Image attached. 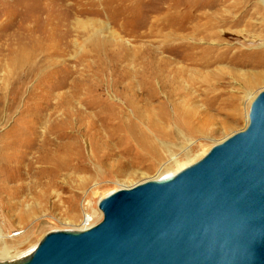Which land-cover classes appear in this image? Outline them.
Here are the masks:
<instances>
[{
    "label": "rangeland",
    "instance_id": "374dc122",
    "mask_svg": "<svg viewBox=\"0 0 264 264\" xmlns=\"http://www.w3.org/2000/svg\"><path fill=\"white\" fill-rule=\"evenodd\" d=\"M238 1L69 0L62 7L59 0H0V229L10 248L5 256L0 248V262L30 255L52 232L91 228L102 221L98 206L109 195L173 176L247 127L264 80L247 86L258 70L239 54L264 51V0ZM50 13L58 25H46ZM187 13L202 32L208 19L229 17L226 27L208 31L216 37L185 39L197 54L219 60L196 68L192 80L176 75L178 63L160 67L162 77L150 81L156 62L186 54L170 53L168 44ZM31 15L35 21L24 25ZM33 39L38 74L28 75L30 64L13 74L11 59ZM137 75L145 83L127 89ZM180 76L181 88H164ZM158 112L164 133L140 114L152 119ZM133 131L150 137L159 157L140 150ZM54 155L70 163L62 175L51 171Z\"/></svg>",
    "mask_w": 264,
    "mask_h": 264
},
{
    "label": "water",
    "instance_id": "95a60500",
    "mask_svg": "<svg viewBox=\"0 0 264 264\" xmlns=\"http://www.w3.org/2000/svg\"><path fill=\"white\" fill-rule=\"evenodd\" d=\"M102 221L0 264H264V91L248 125L177 174L115 192Z\"/></svg>",
    "mask_w": 264,
    "mask_h": 264
},
{
    "label": "bare ground",
    "instance_id": "6f19581e",
    "mask_svg": "<svg viewBox=\"0 0 264 264\" xmlns=\"http://www.w3.org/2000/svg\"><path fill=\"white\" fill-rule=\"evenodd\" d=\"M51 1H54V0H51ZM60 2H61V5H62V7H64L65 6V2H67V1H69V0H59ZM92 2V1H91ZM59 3V2H58ZM77 2H75L73 5H72V7H70V5H69V9H67L66 11H68V13H71L72 12V10L75 8H77V7H79V2L76 4ZM89 3V2H88ZM93 4V3H92ZM95 4H97V3H95ZM235 4H240V0L237 2V3H235ZM90 5V4H89ZM76 6V7H75ZM81 6V5H80ZM65 7H67V6H65ZM158 10V9H157ZM77 11V10H76ZM83 12V11H82ZM33 13V12H32ZM74 13V12H73ZM78 13H80L79 11H78ZM218 14V13H217ZM7 16V15H6ZM12 16V15H11ZM32 17L31 18H28L27 20H25L24 21V25H29V24H31V23H33L34 21H35V18H34V16L33 15H31ZM209 15H207V16H205V15H202L201 16V19H204V20H206L207 19V17H208ZM221 16V15H220ZM212 18V17H211ZM54 17H53V15L50 13L49 15H48V17H47V23H46V25L47 26H51V25H53V24H56L55 22H54ZM58 19V18H57ZM209 20V22L207 21V23H204V31L202 32V31H200V27H198L196 24L194 25L193 23H192V21H191V16H190V14L189 13H187V16H186V19L183 21V23H182V26H181V28L179 29V34H176L175 36H172L173 37V39H171L170 41H169V44L168 45H170V47H169V49H170V51H172V52H170V53H172L173 54V51H175L176 49H181L183 52H185L186 54L184 55V56H181V57H174L173 59H171V58H167V59H165V60H159V63L158 62H156L157 64L155 65V64H153V65H155V72H153V75H151L150 77H149V79H150V81H153L155 78H157V79H159L160 77H162V74H161V72H160V70H159V68L160 67H174V68H177V65L176 64H178V63H181L182 65H181V67H179V71H180V73L179 72H177V76L178 75H184L185 76V81H187L188 79H191V78H193V77H195L196 76V74H198V71L196 70V68H198L199 66H203V67H207V68H211V62H213V63H217V60H219V56H217V55H212L211 54V52H199L198 54H197V48L195 47L196 45H192V43H189V42H187V40H185V39H187V38H191L192 40H197V39H211V38H214V37H216V35L215 34H213V35H211V36H208L207 34H208V31L210 30H214L216 27H218L219 26V24H220V22L221 23H223V25L225 26V25H227V22L229 21V17H223V18H219V19H216V23H211V20L210 19H208ZM212 20H215L214 18H212ZM239 20V19H238ZM69 21V20H68ZM147 21V20H146ZM202 21V20H201ZM61 22V21H60ZM62 22H63V20H62ZM241 22V21H240ZM246 22V21H245ZM235 23H236V25L239 23L238 21H237V19H236V21H235ZM242 23V22H241ZM169 23H168V21L166 20V23H165V26H167ZM200 24V23H199ZM22 25H23V22H22ZM22 25H21V27H22ZM56 25H58V24H56ZM223 25H222V27H223ZM240 25V24H239ZM220 27V26H219ZM226 27V26H225ZM236 27V26H235ZM169 29H171L170 27H168ZM28 29V28H27ZM172 30V29H171ZM35 35V34H34ZM34 37V36H33ZM48 38H49V36H48ZM171 38V37H170ZM30 40V39H29ZM51 40H53L52 38H51ZM48 41V40H47ZM177 41H180L181 42V45H176V46H174V44L177 42ZM21 42H23V41H21ZM30 42H32L31 44V46L29 47H26V46H22V47H18V50H17V52L14 54V56H13V58L11 59V61H10V63H9V67H10V69L12 68V69H14V70H11L12 72H13V74L16 72L15 70H19V69H22L24 66H26L27 67V65H29L30 64V68H29V70L30 71H28V75L29 76H35V75H37L38 74V68H37V66H36V61H35V59L38 57V42H36V40H34L33 39V41H30ZM44 42V41H43ZM52 42H54V40L52 41ZM51 42V43H52ZM27 44V43H26ZM196 44V43H195ZM21 45V44H20ZM18 46V45H17ZM46 46V45H45ZM51 47V45H49V47L48 48H50ZM48 48H46V49H48ZM52 48V47H51ZM226 51V50H225ZM15 52V51H14ZM224 52V51H223ZM41 53V52H40ZM175 53V52H174ZM235 55H238V53H234ZM37 55V57L35 58V56ZM239 56L240 57H242V58H245L246 59V64H247V62L250 64V67L252 68V69H254V70H258L254 75H252V76H247V79H246V84H247V86H249L250 88H251V86H253V85H256L257 83H259L260 81H263L264 80V51H260V52H256V53H253V55L252 54H250L249 55V53L248 54H245V52L244 53H240L239 54ZM176 59H178V60H176ZM154 63V62H153ZM246 64H244V63H242V65H246ZM149 66V65H148ZM170 69V68H169ZM168 69V70H169ZM202 69V68H201ZM148 70V69H147ZM153 70V69H152ZM173 70V69H172ZM177 70V69H176ZM19 72V71H18ZM170 72H172V73H174V71H170ZM154 73H156V74H158V75H156V74H154ZM152 74V73H151ZM170 74V73H169ZM175 74V73H174ZM17 75V74H16ZM164 75V74H163ZM176 75H174V76H176ZM11 76V75H10ZM146 76V75H145ZM199 76H201V75H199ZM18 77V76H17ZM135 77V78H134ZM133 78L134 79H137L136 81H133V79L131 78L130 80H129V83H128V86L126 87L127 89H130V88H132L133 86H136V85H139V86H141V85H143L142 84V82L143 83H145V80L143 81V78H140V77H143V76H139L138 77V75H137V77L136 76H134ZM198 77V76H197ZM22 78V77H21ZM176 78V77H175ZM200 78V77H199ZM148 79V78H147ZM184 78L182 77V76H180V77H177L176 78V80L174 81L173 79L172 80H170L169 81V84H170V86H168L167 85V83L166 82H163V85H164V88L165 87H170L171 89L173 88V89H179V88H181V82H183L184 80H183ZM192 80V79H191ZM149 81V80H148ZM139 86H136L137 88H139ZM144 94V93H143ZM146 110H149L148 108L147 109H145L144 111H146ZM139 112H140V110H139ZM149 112H150V110H149ZM141 115H142V118H144V119H146L147 121H149V123L150 124H152V125H154L155 127H157L158 128V131H161L162 133H164V125H162L163 123H161L160 122V120L159 119H161L162 121H164V123H166V118H165V116H164V113L163 112H158L157 113V115H155L156 116V118H154V116H152V119L150 118V117H148L147 115H144V113H140ZM157 117L159 118V119H157ZM189 116H187V118H188ZM208 119L209 118H207V120H205L202 124H203V126H205V125H207V123H208ZM185 120V119H184ZM186 121V120H185ZM188 121V120H187ZM191 121H193V120H191ZM190 121V122H191ZM198 121V120H197ZM200 121V120H199ZM199 121H198V123H199ZM189 122V125L191 126H189V128L191 129V130H193V129H196V124H198V123H196V124H192V123H190ZM201 122V121H200ZM209 122H210V119H209ZM185 123V122H184ZM186 124V123H185ZM202 127V126H201ZM201 127H200V129H201ZM132 128V130H133V127H131ZM190 129H189V131H190ZM199 129V130H200ZM156 130V129H155ZM134 133H135V138L136 139H138V140H142V141H140L141 143L138 145L139 146V148H140V150H142V151H146V153H149L150 155H152V156H155V157H159V155H160V152H159V148L157 149V147H156V145H155V143L152 141V139H150V137L148 138L145 134V136H143L141 139H140V137H139V133H136L135 131H133ZM138 132V131H137ZM167 132V131H166ZM143 135V134H142ZM166 135V134H165ZM55 150V149H54ZM53 157H55V158H53V160H51L50 162L53 164V169L51 170V171H53V172H55L56 174H57V176L58 175H62V172L63 171H67V170H69L70 168H69V164L67 163V159H64L63 157H61V156H57V155H54ZM69 159V158H68ZM173 160H175V159H173ZM85 221L86 220H89L90 218H89V216H85ZM93 227V226H92ZM4 233H3V231L0 229V248L2 249V252H1V254L3 255V256H5V255H7L9 252H10V248L8 247V245L6 244V242H5V237H4V235H3ZM20 235V233L18 232V234H15V235H13V236H11V237H14V236H19ZM10 237V238H11Z\"/></svg>",
    "mask_w": 264,
    "mask_h": 264
}]
</instances>
